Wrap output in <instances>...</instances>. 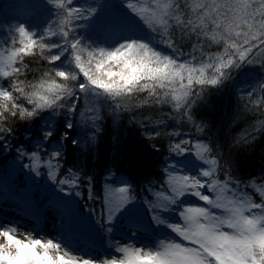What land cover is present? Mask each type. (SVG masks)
<instances>
[{
    "label": "snow or ice",
    "instance_id": "6c2138e0",
    "mask_svg": "<svg viewBox=\"0 0 264 264\" xmlns=\"http://www.w3.org/2000/svg\"><path fill=\"white\" fill-rule=\"evenodd\" d=\"M121 5L153 35H126L111 42L97 40L82 31L92 28L100 11V4L90 0H44L47 17L43 26L31 28L19 22L9 27L20 39L19 46L0 65V148L8 151L5 141L13 137L15 122L40 117L44 112L53 117L69 116L68 129L75 124L90 127L91 142L95 144L103 131V116L96 108L89 109L87 117L78 113L80 102L90 93L117 102L113 112L121 107V98L135 93L146 94L152 106L171 105L201 134L194 144L188 138L169 145L165 157L168 164L162 169L167 179L162 187L170 195L161 201V193H157V202L144 201L153 224L170 230L171 235L148 250L109 244L122 258H93L74 255L62 237L37 235L35 228L25 234L18 231L21 227L17 223L9 222L0 224V264H264V172L258 177L260 183L256 177L241 179L234 175V162L205 135L210 125L197 123L195 116L198 105L207 102L208 93L232 80L244 67L259 65L264 70V0H165L162 5L154 3L151 11L137 7L132 0H121ZM153 15L156 19L149 25H158L159 32L145 24ZM221 42L222 53L204 51ZM157 44L170 53L160 50ZM36 56L42 61L39 73L24 63L25 57ZM29 75L35 82L28 80ZM253 95V88L240 90L238 99ZM77 115L81 119L74 123ZM163 126L164 121H159L151 128V135L144 134L149 139L159 137ZM54 132L53 126L46 125L43 140L34 145H42L50 157L45 170L40 171L35 164H24V168L36 177L46 174L62 193L80 197L77 188L81 179L91 193L90 175L81 176L68 168L73 178L57 180L68 132L49 150L45 143L51 142ZM241 139L244 145H250L256 135L249 133ZM151 146L160 150L157 144ZM16 152L19 158L39 159L37 150L30 152L23 144ZM186 154L199 162L195 171L180 170L175 164V158ZM218 173L223 174V181L217 179ZM116 175L113 171L105 175L104 211L100 219L94 216L95 224L107 234L114 232L121 212L137 200L129 195L134 190L130 182H112ZM187 197L198 202L189 203ZM131 230L132 236L139 231Z\"/></svg>",
    "mask_w": 264,
    "mask_h": 264
},
{
    "label": "trees",
    "instance_id": "16d2710c",
    "mask_svg": "<svg viewBox=\"0 0 264 264\" xmlns=\"http://www.w3.org/2000/svg\"><path fill=\"white\" fill-rule=\"evenodd\" d=\"M77 2H83V0H77ZM90 2L99 3L100 11L92 22V28L82 31L94 38L101 37L102 39L114 30V27H105V22L106 24L110 22L113 15L115 18L117 17L118 24L127 27L133 36L147 38L153 35L145 26L131 24V20L136 17L134 15L131 17L132 13L121 5V0H90ZM132 2L136 3L137 7H145L151 11L154 8V3L158 2L162 5L165 0H132ZM21 6L32 10L31 18L17 20L10 15L11 8ZM156 15L150 16V18H156ZM46 17L47 10L44 7V0H0V58L7 59L14 48L19 46L20 38L9 31L10 26L23 22L31 28H39L43 26ZM157 31L160 30L157 29ZM169 35H171V29ZM156 46L162 51L169 53L171 51L163 45L157 44ZM188 50L185 48V51ZM204 51L220 54L224 51V44L223 42L212 44L210 47L204 48ZM24 63L39 73L42 61L39 56L25 57ZM28 80L35 82V78L31 75L28 76ZM262 85H264V70L259 65L246 66L232 80L225 81L216 90H211L208 93L207 102L198 105L195 112L197 123L203 121L210 125L205 135L210 136L213 144L219 146V151L234 162V175L242 179H247L250 176L258 178L264 172V91L261 90ZM252 88L254 89L253 97L246 96L243 100L238 99L240 90L250 91ZM118 103L121 107L113 112L112 109L116 108L117 102L106 99L104 96L98 97L95 93H90L80 102L78 113L83 112L87 117L88 110L96 108L103 116L101 121L103 131L98 134L95 144L91 142L90 136L93 129L79 124L68 129L66 123L70 117L63 114L53 117L49 112H44L40 117L15 122L13 137L5 141L9 150L6 157H18L16 148L23 144L30 152L38 151L39 161L45 170V163L50 157L45 154L42 145L35 147L34 145L43 140V131L46 125L50 124L54 127L55 132L51 142L45 143L49 150L57 146L64 132H68L67 139L63 141L65 158L60 161L63 166L58 174L60 178L69 180L73 178L67 172L68 168L81 176L90 175L93 177L91 193H89L87 183L82 179L78 182L77 190L82 193L80 197L82 202L86 196L92 207L103 203L99 197L104 195V177L109 171L117 173L112 178L114 184H119L121 179L126 180L135 186V196L149 198L152 191L166 179L162 169L168 164L165 157L169 155V145L188 138H191L194 144L201 134L196 132L194 125L190 121L184 120L171 105L152 106L146 94L135 93L131 97L121 98ZM58 111L62 112L63 110L58 109ZM80 119L81 117L77 115L73 122L76 123ZM159 121H164V126L160 129L161 135L159 137L151 136L149 139V136L144 133L148 132L151 135V128ZM253 132L256 135V140L250 145H244L241 138ZM169 133H181L182 135L175 136L169 135ZM73 140L79 141V144H73ZM238 140L240 142L236 143L235 141ZM151 144H157L160 150L157 151ZM20 159L23 162L29 161L27 158ZM52 162L56 163V161ZM219 174L223 180V174ZM57 180H59L58 176ZM11 189L9 191L16 197L22 196L20 190ZM54 189L55 186H50L49 190H46L48 194L45 192L44 196H51V190L54 191ZM146 192H148V196ZM32 196L40 195L38 192H34ZM90 196L93 197V200H90ZM43 201L40 203L42 204ZM48 203L52 209L60 204L53 200ZM84 208H87L85 203ZM133 229H137L136 226Z\"/></svg>",
    "mask_w": 264,
    "mask_h": 264
},
{
    "label": "rangeland",
    "instance_id": "374dc122",
    "mask_svg": "<svg viewBox=\"0 0 264 264\" xmlns=\"http://www.w3.org/2000/svg\"><path fill=\"white\" fill-rule=\"evenodd\" d=\"M10 15L17 20L28 19L31 18L32 10L27 7L11 8ZM132 16L133 14H131ZM154 19L156 18L149 17L148 22L146 20L145 24L146 26L159 29L158 25H149V21ZM131 24H135V26L143 25L137 17L131 20ZM107 26L114 27V30L106 37H102V39L101 37L96 38L97 40L111 42L114 40L118 41L123 36L132 35L127 27L118 24L115 15H113L110 22L107 24L105 22V27ZM6 60L0 58V65ZM8 154L9 150L4 151L0 148V187H2L0 188V224L17 223L21 227L18 231L25 234L35 228L37 235L43 234L47 238L62 237V242L74 255L93 258L105 256V258L115 257L120 259L122 254H119L114 247L133 246L148 250L155 247L159 239H164L166 235H171L170 230L153 224L149 209L144 204V201L157 202V193H161L159 197L161 201L164 196L170 195L169 190L166 187H162L167 177L157 189L152 191L149 198L140 197V195L135 196V190L131 191L129 195L135 196L137 200L121 212L114 232L107 234L94 221V216L100 219L101 212L104 211L103 203L107 195L106 191L103 196L99 197L103 203L95 207H92L86 196L82 202L81 196L76 197L74 194L62 193L56 187L54 191L51 190V196H44L48 194L46 190H49L50 186L55 185L50 182L46 174L36 177L24 168V164H35L43 172L44 169L39 159L23 162L19 157H6ZM175 164L179 166L180 170L186 168L188 171H195L199 162L191 154H186L183 157L175 158ZM58 179L63 178L58 175ZM217 179L223 181L219 173ZM257 183H260L258 178ZM11 188L20 190L22 196L16 197L14 193L9 191V189L12 190ZM34 192H38L40 196H32ZM146 193L148 196V192ZM224 195L227 198H231V194L228 192H225ZM255 197H258V193L255 194ZM51 200L60 202L62 206L57 204L52 209L48 203ZM90 200H93V197ZM41 201H43L42 204L40 203ZM115 202V198H113V203ZM187 202L194 203L198 201L194 197H187ZM84 203L87 207L86 209L84 208ZM171 218L178 219L175 215H171ZM131 226H136L139 229L135 236L131 235V229H133ZM109 244L114 247H110Z\"/></svg>",
    "mask_w": 264,
    "mask_h": 264
}]
</instances>
